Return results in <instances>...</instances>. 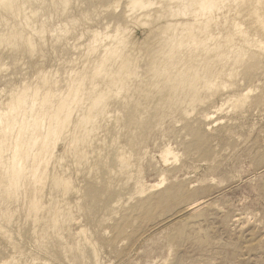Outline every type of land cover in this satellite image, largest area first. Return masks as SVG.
<instances>
[{
	"label": "rangeland",
	"instance_id": "1",
	"mask_svg": "<svg viewBox=\"0 0 264 264\" xmlns=\"http://www.w3.org/2000/svg\"><path fill=\"white\" fill-rule=\"evenodd\" d=\"M97 1L69 0L70 5L65 8L66 12L63 11L65 15L60 11L55 12L59 9L52 3L51 6L49 0H44L41 4L37 2V5L32 2L31 7L38 10L36 23L40 24L47 19V24L55 30V35L53 39L40 43L37 41L38 46L33 55L0 46V98L14 86L23 83L32 85L35 72L41 69L52 70L53 73L57 71L58 79L63 80L65 72L71 66L67 62L78 57V51H73V46L76 43L83 44L87 39V35L81 40L77 39L86 27L102 30L107 24L123 22L126 0H119L121 4L119 3L117 12L112 8L114 0H99L96 3ZM8 19L7 23L13 21L11 17ZM4 25L6 27L5 22L0 24V32L5 30ZM64 26L68 30L65 35L61 33ZM141 33L136 31L135 34L141 37ZM139 55L138 61L142 64L138 63V79H142L149 57L147 52L140 56L142 59ZM259 66L258 70L257 67L252 69L253 72L256 71L255 74L249 71L251 77L248 74V77L246 74L240 77L243 79L240 81L243 84L241 88H252L244 109L240 111L225 106L219 111L220 116L216 112L214 119L209 122L203 121L201 113L213 111L211 106L219 107L221 103L216 98L211 101L214 104L210 100L206 101L207 98L204 99L207 103L199 104L200 107L195 105L194 109L197 111L192 110L193 113L189 109V119L187 115L184 118L175 107H168L169 98L164 95L166 89L164 93L154 88L152 90L144 82L137 88L144 90L143 92L136 93L133 92L134 89H130L128 92H133L132 96L127 91L124 93L127 99L132 97V100L129 98L131 101L128 99L126 109L118 103L120 97L117 98L118 101L110 99L111 120L107 118L100 125L98 133L96 132L97 140L92 142L93 146L87 152L89 157L93 150V158L85 157L88 161L76 163L71 155H65V161L61 160L62 163H59L60 168L67 169L64 175L71 177L74 191L63 196L60 191L49 187V181L43 190L42 202L46 204L50 195L55 201L59 199L58 202L67 203L70 217L74 221L67 222L68 226L66 222L65 225L62 223L59 235L47 230L43 240L37 241L34 232L39 229L32 227L27 215L29 194L21 189L18 200L10 203L0 196V261L9 260L15 255L16 264H93L91 256L95 254L96 262L99 261L97 264H264V98H261L264 94V65ZM244 76L247 78H243ZM149 91L151 96L147 94ZM136 94H140V98ZM183 97L184 95L180 99ZM133 100L134 103H142L145 112L142 105L134 110L135 113L132 112L131 109L135 106ZM202 105L205 107L202 108ZM115 111L121 113L119 116L122 117H118ZM138 113L141 118L137 116ZM130 115H133L132 118ZM115 121L116 125H113ZM133 122L137 123L135 127ZM98 141L100 143H96ZM163 145L173 148L177 154L176 161L171 157L168 164L162 163L158 155ZM119 150L132 153L133 162L140 158V178L147 184L158 183L161 176L165 177V182L156 190L145 188V192L140 195L139 187H135L133 183L137 175L135 168L128 174L120 172L121 175L118 171L115 155ZM57 152L62 153L61 144L58 145ZM83 163L89 166H84ZM60 168H55V172L60 173ZM110 169L112 172H109ZM107 171L109 174L114 172L115 178L112 175L108 178ZM51 172L50 168L49 173ZM130 173L131 179L128 178ZM125 176H128L127 179ZM128 180L130 182L127 184ZM197 202L203 203L199 206L200 209L187 210L189 205ZM2 214H6L8 220ZM82 229L83 234L77 235ZM3 232L5 235H2ZM84 238L90 245L84 244Z\"/></svg>",
	"mask_w": 264,
	"mask_h": 264
},
{
	"label": "bare ground",
	"instance_id": "2",
	"mask_svg": "<svg viewBox=\"0 0 264 264\" xmlns=\"http://www.w3.org/2000/svg\"><path fill=\"white\" fill-rule=\"evenodd\" d=\"M43 1L0 0V24L2 22L6 24V27L4 25L5 30L0 32V46L33 55L36 46H38L37 41L44 42L55 35L53 34L55 30L49 27L47 19L43 18L44 20L42 19L40 24L36 23L35 17L38 10H34L31 3L36 2L37 5V2L41 4ZM49 1L50 4L58 7L59 10L54 9L55 12H66L69 0ZM98 2L99 0L96 3ZM112 2V8L115 9L114 12H117L116 9L120 6V2L119 0ZM52 4L51 6H53ZM52 14L49 15V18ZM10 17L13 21L7 23ZM87 17L85 18L87 19ZM122 18V23L107 24L102 30L86 27V30L80 33V37L77 39L81 40L85 35H87V39L83 44L77 45L76 43L73 46V51H78V59L74 58L67 62L71 66L67 73L65 72L66 76L63 80L58 79L57 71L53 73L52 70L41 69L35 72V78L33 77L35 81L33 80L32 85L22 82L23 84L14 86L7 94L4 93V97L0 98V196L10 203L18 200L21 189L29 194L27 215L31 219L32 227L36 226L39 229H35L36 232H34L37 241L43 240L47 230L56 236L59 235L60 225L66 222V226H68L67 222L73 220L72 216L70 217L67 203L62 204L58 202L59 199L55 201L50 195L47 196V203H43V190L46 187V182L49 181V187L52 190L60 191L63 196L74 191L71 177L64 175L66 168L64 170L62 167L60 168L59 163L65 161L63 160L65 155H71L76 163L82 160L83 162L88 161L85 157H88L87 152L93 146V141L97 140L95 139L96 132L111 115L109 113V107L112 106H109L110 99L117 100L120 97L117 101L126 109L128 99L132 97L127 99L124 93L127 91L129 94L128 90L130 89H134L133 92L136 91V93L143 92L144 90H137V88L141 87V83L144 82V85L148 84L151 89L161 90L163 93L166 89L164 95L169 98L168 107L169 105L172 108L175 107L176 111H180L183 116L187 115L189 119L188 114L193 113L192 110H196L194 109L195 105L207 103L204 101L206 98V101L210 100V102L216 98L221 103L219 107L211 106L213 111L200 112L203 121L209 122L214 119V114L216 115L218 112L219 115V111L223 110L225 106L240 111L244 109L252 88L249 86L241 88L243 84H240V81L243 79L240 77L242 74L250 76V70L264 65V0H126ZM65 26L61 29V33L64 35L68 32ZM136 31L142 32L141 37L136 36ZM57 40L59 42L58 37ZM60 43L61 41L58 44ZM144 51L148 53L149 58L146 63L145 76L138 79L139 65L142 64L138 61V54L140 57L146 53ZM255 72L253 73L255 74ZM246 76L243 78L248 77ZM133 92L130 93V96L133 95ZM147 94L152 95L150 91ZM147 94L146 96L149 97ZM182 95L184 97L180 99ZM140 96L139 94L138 98ZM146 96L144 97L146 98ZM156 96L158 97L159 94ZM261 98H264V94ZM130 99L129 101L132 100ZM132 102L134 103V100ZM134 104L132 112L137 110L140 105L137 102ZM189 109H191L190 113ZM116 114L118 117H122L119 116L121 113ZM116 114L115 116H117ZM116 121L113 125H116ZM133 123L135 127L137 123ZM104 129L106 128L104 127ZM105 136L103 137L105 138ZM129 142L131 143L130 140ZM59 144L62 145L60 154L57 152ZM94 150L96 151V148ZM131 155L132 153L126 150L116 153L115 160L119 167V170L117 169L119 173L128 174L132 168H135L137 175H135L133 183L135 187H139L140 195L145 192V188H160L166 180L165 177L161 176L160 181L156 184H147L140 178L141 170L140 162H138L140 158L135 157L137 159L133 162ZM158 156L164 165L169 163L171 157L174 161L177 160V154L174 153L170 145H163ZM106 161L104 163L108 165ZM73 166L75 167V165ZM76 166L78 167V165ZM57 167L60 168L58 169L61 170L60 173L55 172ZM50 168L51 173H49ZM78 168L80 169V167ZM78 168L77 170H79ZM98 169L100 168L98 167ZM89 171L88 174L91 175V171ZM110 171L112 172L111 169ZM196 172L198 171L196 170ZM113 174L114 172L109 174L108 178ZM125 177L127 179L128 176ZM131 177L132 175L128 178L131 179ZM129 182L128 180L127 184ZM52 190H50L51 193ZM201 204L203 203H193L187 207V210L200 209ZM2 217L8 220L6 214H2ZM83 232V229L79 230L77 235H81ZM2 235L5 233L3 232ZM83 242L87 246L90 245L85 238ZM14 256H11L9 260H1L0 264H16ZM91 260L93 264L99 263V261L96 262L95 254L91 256Z\"/></svg>",
	"mask_w": 264,
	"mask_h": 264
}]
</instances>
